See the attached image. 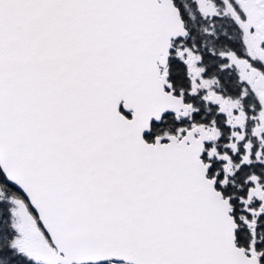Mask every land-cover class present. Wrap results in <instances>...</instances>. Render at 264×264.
<instances>
[{"label":"snow or ice","instance_id":"snow-or-ice-1","mask_svg":"<svg viewBox=\"0 0 264 264\" xmlns=\"http://www.w3.org/2000/svg\"><path fill=\"white\" fill-rule=\"evenodd\" d=\"M0 264H264V0H0Z\"/></svg>","mask_w":264,"mask_h":264}]
</instances>
